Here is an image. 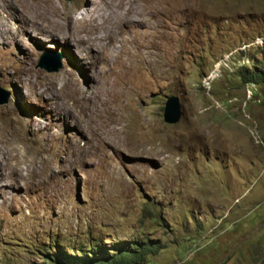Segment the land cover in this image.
<instances>
[{
  "label": "rangeland",
  "instance_id": "obj_1",
  "mask_svg": "<svg viewBox=\"0 0 264 264\" xmlns=\"http://www.w3.org/2000/svg\"><path fill=\"white\" fill-rule=\"evenodd\" d=\"M53 1L49 22L37 0H0V264L121 247L147 250L141 264H264V83L247 99L230 58L215 69L263 33L264 0H177L170 50L156 40L119 73L77 60L88 41L68 11L85 0ZM54 52L58 71L37 67ZM145 136L160 157L133 149Z\"/></svg>",
  "mask_w": 264,
  "mask_h": 264
},
{
  "label": "bare ground",
  "instance_id": "obj_2",
  "mask_svg": "<svg viewBox=\"0 0 264 264\" xmlns=\"http://www.w3.org/2000/svg\"><path fill=\"white\" fill-rule=\"evenodd\" d=\"M37 1L41 3L40 7L42 9V12L49 22L52 20L54 13H58L60 17H63L62 11L58 9L56 3L53 0H37ZM178 1L177 0H85L84 2L81 1L80 3L83 2V4H81L73 11H68L72 13V15L74 16V18L76 19L79 25V31H78V35L75 38V42L78 43L79 39H85L88 41L86 44L80 45L81 49L86 51L87 54L85 56L80 55V58L79 59L77 58V60L80 61V63H85L86 66H90L91 68H93V66L96 65L98 61L100 64H104L105 66L108 67V70L105 69V71H109L113 69L114 66H116L117 68H119L116 70L117 73H119L121 71H125L133 67L134 66L133 61L135 58L138 57L139 54H144L148 50H152L155 54H157L159 47L156 43L157 42L156 40L164 41V43H166L167 50L169 51L171 46L170 45L171 41L167 34L168 32L166 33L167 31L166 28L169 23L166 22L165 19L170 21L171 16L179 12ZM179 2L182 3L181 0ZM17 7L18 4L13 7H10V10H12V12L13 11L18 12L19 8ZM21 11H22L21 16L25 18L27 16L25 11H23L22 9ZM146 17H148L149 21L144 20V18ZM58 29L59 32L61 33L64 32V28L62 26H58ZM164 29L166 31H164ZM148 38L151 39V41L148 40L149 43L146 42V39ZM134 45L136 46V51H133ZM83 57L86 59H84ZM90 63H92L93 65H90ZM77 65L79 64L77 63ZM46 90L47 89H44L43 91L44 96H48ZM107 132L120 136L119 133H116L113 130ZM125 137L128 138L127 136H123L122 138L123 144L125 143V139H126ZM154 137L146 138L145 136V139L143 137L135 138L133 140L134 141L133 149L148 153L153 152L155 156L160 157V153L158 151H155V147H158L159 144L158 143L154 144V140H155ZM118 141L119 143L121 142V140ZM9 152L11 153L13 152L12 148H10ZM14 158L15 157H13L12 160H15ZM5 159L8 160L11 158L8 156L5 157ZM144 167L145 166H143V168ZM7 170H8L7 168L4 169V171ZM8 175L10 176L11 180L15 178V176L11 177V174ZM7 185H8L7 179L6 180H4V178L0 179V191L2 193H4L3 188L6 187Z\"/></svg>",
  "mask_w": 264,
  "mask_h": 264
},
{
  "label": "trees",
  "instance_id": "obj_3",
  "mask_svg": "<svg viewBox=\"0 0 264 264\" xmlns=\"http://www.w3.org/2000/svg\"><path fill=\"white\" fill-rule=\"evenodd\" d=\"M261 48H257L256 52H259ZM252 61L251 67H239L235 72H238L239 80L243 83L263 84L264 83V58L260 60L255 58V55L250 57ZM135 248L125 249L120 248L116 256H106L100 254V251H81V254H86V257L79 258L77 256L62 255L57 253L56 255L43 256L44 264H141L145 260L147 250L135 251ZM130 250V251H129Z\"/></svg>",
  "mask_w": 264,
  "mask_h": 264
},
{
  "label": "water",
  "instance_id": "obj_4",
  "mask_svg": "<svg viewBox=\"0 0 264 264\" xmlns=\"http://www.w3.org/2000/svg\"><path fill=\"white\" fill-rule=\"evenodd\" d=\"M53 55L42 54L38 58L37 67L42 68L47 72L58 71L62 66V63L60 61L61 55L58 52H54ZM8 95V92L0 87V104L7 102ZM162 116L164 122L168 124H176L180 121L182 111L177 96L171 95L166 98L163 106Z\"/></svg>",
  "mask_w": 264,
  "mask_h": 264
},
{
  "label": "clouds",
  "instance_id": "obj_5",
  "mask_svg": "<svg viewBox=\"0 0 264 264\" xmlns=\"http://www.w3.org/2000/svg\"><path fill=\"white\" fill-rule=\"evenodd\" d=\"M263 39L262 42H258V39ZM264 44V31L261 35H259L258 37H256L254 40L249 41L247 43H243L241 46L229 50L228 52L224 53L215 63V69H217L219 67V65L221 64V61L224 59H228L230 58L232 60L233 63V73L236 71L237 68L239 67H248L247 65H249L250 59L247 55L249 50L251 49H257L262 47ZM239 56V57H237ZM253 83H246L245 84V89L249 88L252 92L253 89ZM252 96H253V92H252ZM251 96V97H252ZM247 99H250V97L246 96ZM254 128V127H253Z\"/></svg>",
  "mask_w": 264,
  "mask_h": 264
},
{
  "label": "built area",
  "instance_id": "obj_6",
  "mask_svg": "<svg viewBox=\"0 0 264 264\" xmlns=\"http://www.w3.org/2000/svg\"><path fill=\"white\" fill-rule=\"evenodd\" d=\"M262 40L263 39L260 38L257 41L261 43ZM246 94H247L248 97H251L252 96V92H251V90L249 88H246ZM257 138H258V136H257Z\"/></svg>",
  "mask_w": 264,
  "mask_h": 264
}]
</instances>
